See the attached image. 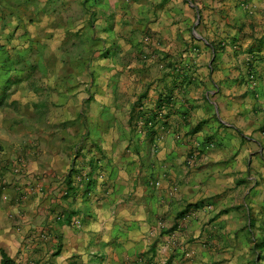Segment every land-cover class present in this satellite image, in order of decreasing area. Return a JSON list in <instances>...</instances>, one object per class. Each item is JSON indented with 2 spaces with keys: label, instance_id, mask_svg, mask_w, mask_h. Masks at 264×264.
<instances>
[{
  "label": "crops",
  "instance_id": "0c3cea01",
  "mask_svg": "<svg viewBox=\"0 0 264 264\" xmlns=\"http://www.w3.org/2000/svg\"><path fill=\"white\" fill-rule=\"evenodd\" d=\"M2 254L264 264V0H0Z\"/></svg>",
  "mask_w": 264,
  "mask_h": 264
},
{
  "label": "trees",
  "instance_id": "16d2710c",
  "mask_svg": "<svg viewBox=\"0 0 264 264\" xmlns=\"http://www.w3.org/2000/svg\"><path fill=\"white\" fill-rule=\"evenodd\" d=\"M169 104H170L169 97L165 96L158 100L154 110H152L151 112L142 111L137 113V115L135 116V119L143 121V129L145 131V135L149 140H152L155 138V136H157V132L155 129L156 125H160L162 128H165L164 126L166 123L161 120H164L166 118V115L160 116V111L161 109L167 107ZM67 185L69 186V182H67ZM89 185H90L89 183L86 185V190L89 187ZM2 263L9 264L4 254H2Z\"/></svg>",
  "mask_w": 264,
  "mask_h": 264
},
{
  "label": "built area",
  "instance_id": "2783aa9c",
  "mask_svg": "<svg viewBox=\"0 0 264 264\" xmlns=\"http://www.w3.org/2000/svg\"><path fill=\"white\" fill-rule=\"evenodd\" d=\"M251 78H253V77H251ZM162 113H163V111L161 110V112H160V116L162 115ZM139 125H140V126H143V121H142V120L139 121Z\"/></svg>",
  "mask_w": 264,
  "mask_h": 264
}]
</instances>
